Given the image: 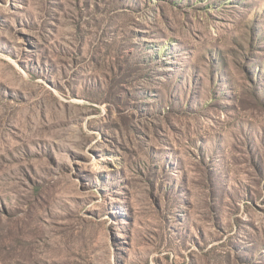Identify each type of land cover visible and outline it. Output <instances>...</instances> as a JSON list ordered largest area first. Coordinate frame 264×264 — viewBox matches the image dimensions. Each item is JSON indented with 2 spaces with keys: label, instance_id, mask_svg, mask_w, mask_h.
<instances>
[{
  "label": "rangeland",
  "instance_id": "1",
  "mask_svg": "<svg viewBox=\"0 0 264 264\" xmlns=\"http://www.w3.org/2000/svg\"><path fill=\"white\" fill-rule=\"evenodd\" d=\"M0 264H264V0H0Z\"/></svg>",
  "mask_w": 264,
  "mask_h": 264
}]
</instances>
